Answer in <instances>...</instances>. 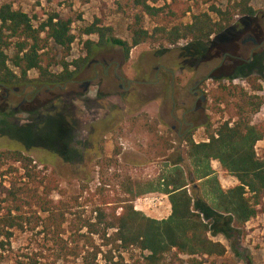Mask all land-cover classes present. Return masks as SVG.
<instances>
[{"label":"rangeland","instance_id":"rangeland-1","mask_svg":"<svg viewBox=\"0 0 264 264\" xmlns=\"http://www.w3.org/2000/svg\"><path fill=\"white\" fill-rule=\"evenodd\" d=\"M213 2L221 8L227 6V0ZM6 3L37 17L36 25L54 13L73 20L76 41L70 61L85 58V42L98 41L96 36L83 35V28L101 20L114 28L118 38L129 41V27L138 13L125 0H0V7ZM253 6L256 17L237 16L233 26L214 37L201 53L190 42L176 46L146 43L134 48L128 59L121 48H107L98 51L68 85L0 89V153L22 151L41 170L54 171L61 190L54 196L57 201L83 194L59 240L42 227L13 231L4 264H92L95 253L96 264L142 262V252L106 246L99 236L83 230L82 223L96 222L93 211L102 202L111 203L106 208L110 212L109 206L128 197L131 181L158 185L175 164L187 175L189 192L210 224L211 238L227 248L225 257L203 258L201 264H264V214L236 228L228 215L216 212L204 182L191 176L194 167L185 141L190 132L197 143L208 141V128L236 120L237 114L244 113L254 125H264V54L250 58L247 49L252 46L243 47L249 37L264 39V0H254ZM200 8L209 6L201 4ZM146 26L152 30L154 22L146 18ZM53 48V56L60 61L61 49ZM249 58L252 66L239 62ZM53 70L61 71L59 67ZM30 77L37 78L38 72L32 71ZM221 86L239 87L262 106L259 110L245 107L233 95L229 105L215 108V97L223 93ZM197 87L201 91L196 95ZM184 118L193 124L189 131L181 126ZM257 153L264 159V140L258 143ZM211 167L223 189L238 185L217 161ZM5 171L0 169V184L14 178H3ZM156 196L163 198L159 208L141 210L139 199L135 208L150 218L166 219L171 213L167 195L150 193L141 198ZM92 198L96 206L88 203ZM181 258L176 264H190L187 257Z\"/></svg>","mask_w":264,"mask_h":264},{"label":"trees","instance_id":"trees-1","mask_svg":"<svg viewBox=\"0 0 264 264\" xmlns=\"http://www.w3.org/2000/svg\"><path fill=\"white\" fill-rule=\"evenodd\" d=\"M253 2L227 0L226 8H221L213 0H125L129 9L138 11L129 27L130 40L118 38L114 28L95 20L82 33L96 36L98 41L85 42V58L75 61L69 60L76 41L73 20L54 13L36 25L37 17L31 18L6 3L0 7V87L63 86L75 81L89 60L107 48H121L128 59L134 48L146 43L176 46L190 42L201 53L214 37L233 26L237 16L256 17ZM201 4L209 8L201 10ZM189 15L190 21L184 22ZM146 18L154 22L152 30L147 28ZM53 46L61 49L60 61L53 56ZM55 67L61 71L55 72ZM32 71L38 72L37 78L30 77ZM221 89L223 93L215 97L214 107L229 105V99L237 95L245 107L254 106L259 110L262 106V102H254L256 98L252 99L239 87L221 86ZM207 133L205 142L197 143L193 132L185 139L194 167L191 176L204 182L214 210L228 215L236 228H243L264 214V159L257 153L258 143L264 140V125H254L243 113L217 129L208 128ZM213 161L234 176L238 185L223 189L212 170ZM1 168L6 170L3 178L14 177L8 184H0V264H4L13 231H35L42 227L52 231L59 240L66 233L69 216L75 215L73 210L83 194L69 200H55L54 196L61 191L56 173L49 172L47 167L41 170L22 151L1 152ZM126 190L128 197L119 198L114 206H109L110 212L106 210L111 204L108 201L98 205L93 211L96 222L84 220L83 230L99 236L106 246L142 252L143 260L138 264H176L182 261V256L190 264H201L203 258L226 256V246L211 238L210 224L205 221L203 211L197 210V199L190 194L187 175L179 164L158 185L131 181ZM159 192L169 197L168 218L157 220L136 210L137 199ZM88 203L96 206L93 198ZM63 250L59 249V257ZM92 256L95 258L92 264H96L98 254Z\"/></svg>","mask_w":264,"mask_h":264},{"label":"flooded vegetation","instance_id":"flooded-vegetation-1","mask_svg":"<svg viewBox=\"0 0 264 264\" xmlns=\"http://www.w3.org/2000/svg\"><path fill=\"white\" fill-rule=\"evenodd\" d=\"M254 33V32H253ZM243 47L244 48H250V47H248V46H252V49H247L248 51L250 50V53H251V55H250V58H251V56H252V54L253 55H257V54H264V39H261V40H259L258 38H253V37H249L247 40L245 39L244 41H243ZM257 51V52H256ZM250 58H249V60L248 61H244V60H239V62L240 63H242V64H249L250 66H252V64H251V62L252 61H250ZM74 82V81H73ZM69 84V83H68ZM68 84H65V85H68ZM201 86V85H200ZM28 87H35V88H37L36 86H34V85H26V88H28ZM43 87H49V86H42V88ZM55 87H62V86H55ZM5 89H11V88H5ZM199 91H201V88H198L197 87V91H196V93H194V94H198L199 93ZM205 97L203 98L202 97V102H204L205 101ZM27 99H25L24 100V102L26 101ZM195 110L197 111L198 110V107H197V105H196V108H195ZM184 125H186L188 128H187V131H189L192 127H193V124L192 123H188V122H186V120H185V118H184V122H182L181 123V126H184Z\"/></svg>","mask_w":264,"mask_h":264},{"label":"built area","instance_id":"built-area-1","mask_svg":"<svg viewBox=\"0 0 264 264\" xmlns=\"http://www.w3.org/2000/svg\"><path fill=\"white\" fill-rule=\"evenodd\" d=\"M138 203H140V209L142 208H159L163 204V198L161 196H156L153 198L149 197H144V198H139Z\"/></svg>","mask_w":264,"mask_h":264},{"label":"water","instance_id":"water-1","mask_svg":"<svg viewBox=\"0 0 264 264\" xmlns=\"http://www.w3.org/2000/svg\"><path fill=\"white\" fill-rule=\"evenodd\" d=\"M0 89H1V87H0Z\"/></svg>","mask_w":264,"mask_h":264}]
</instances>
